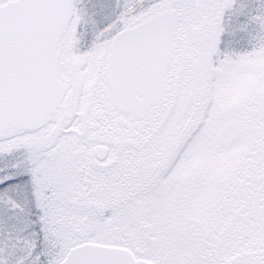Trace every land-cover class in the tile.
Segmentation results:
<instances>
[{
  "label": "snow or ice",
  "instance_id": "6c2138e0",
  "mask_svg": "<svg viewBox=\"0 0 264 264\" xmlns=\"http://www.w3.org/2000/svg\"><path fill=\"white\" fill-rule=\"evenodd\" d=\"M0 264H264V0H0Z\"/></svg>",
  "mask_w": 264,
  "mask_h": 264
}]
</instances>
